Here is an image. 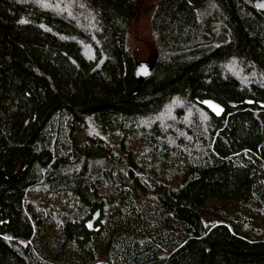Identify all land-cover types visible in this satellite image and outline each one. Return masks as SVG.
I'll list each match as a JSON object with an SVG mask.
<instances>
[{
	"label": "trees",
	"instance_id": "obj_1",
	"mask_svg": "<svg viewBox=\"0 0 264 264\" xmlns=\"http://www.w3.org/2000/svg\"><path fill=\"white\" fill-rule=\"evenodd\" d=\"M0 264H264V0H0Z\"/></svg>",
	"mask_w": 264,
	"mask_h": 264
},
{
	"label": "rangeland",
	"instance_id": "obj_2",
	"mask_svg": "<svg viewBox=\"0 0 264 264\" xmlns=\"http://www.w3.org/2000/svg\"><path fill=\"white\" fill-rule=\"evenodd\" d=\"M131 46L138 63H147L154 50L153 37L150 29V15L142 14L132 27Z\"/></svg>",
	"mask_w": 264,
	"mask_h": 264
},
{
	"label": "water",
	"instance_id": "obj_3",
	"mask_svg": "<svg viewBox=\"0 0 264 264\" xmlns=\"http://www.w3.org/2000/svg\"><path fill=\"white\" fill-rule=\"evenodd\" d=\"M152 68L150 64L148 63H139L136 67V75L139 80V84L146 80L150 74H151ZM202 107L207 109L211 114H213L215 117H221V115L224 113V108L209 99H205L201 102Z\"/></svg>",
	"mask_w": 264,
	"mask_h": 264
}]
</instances>
